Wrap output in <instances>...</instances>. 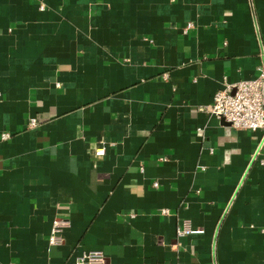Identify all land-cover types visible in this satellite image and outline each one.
<instances>
[{
    "label": "crops",
    "instance_id": "1",
    "mask_svg": "<svg viewBox=\"0 0 264 264\" xmlns=\"http://www.w3.org/2000/svg\"><path fill=\"white\" fill-rule=\"evenodd\" d=\"M261 50L264 0H0V264H264L261 131L203 110Z\"/></svg>",
    "mask_w": 264,
    "mask_h": 264
},
{
    "label": "built area",
    "instance_id": "2",
    "mask_svg": "<svg viewBox=\"0 0 264 264\" xmlns=\"http://www.w3.org/2000/svg\"><path fill=\"white\" fill-rule=\"evenodd\" d=\"M260 58L261 64L255 78L226 84L215 94L213 103L203 109L224 120L235 130L261 131L252 155L253 160L262 157L264 151V50H261ZM37 126L36 119H30L28 128L33 129ZM2 138L7 139L8 135H2ZM261 162L264 163V158ZM157 185L154 183V186ZM164 211L166 212V210ZM63 227L64 223L62 222L54 223L48 240L51 246L62 244L61 231ZM197 233H201V231L187 225L177 229L179 237ZM77 264H105V261L99 252H89L80 256Z\"/></svg>",
    "mask_w": 264,
    "mask_h": 264
}]
</instances>
